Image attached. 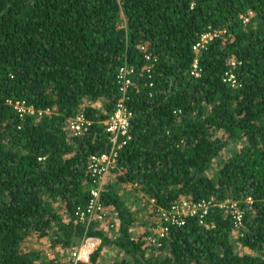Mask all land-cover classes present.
I'll return each instance as SVG.
<instances>
[{
  "label": "trees",
  "instance_id": "trees-1",
  "mask_svg": "<svg viewBox=\"0 0 264 264\" xmlns=\"http://www.w3.org/2000/svg\"><path fill=\"white\" fill-rule=\"evenodd\" d=\"M209 26L225 33L194 50ZM123 66L133 69L125 93ZM8 101L43 114L21 117ZM121 102L133 115L119 181L157 213L214 198L203 224L186 217L161 246L134 234L113 182L100 202L117 212L116 237L80 218L97 185L91 157L112 150L106 121ZM78 114L91 125L72 137ZM225 201L242 206L238 240L254 253L237 250ZM155 222L148 236L158 237ZM32 234L66 249L100 238L78 264H97L108 246L122 256L113 264H264V0H0V264H61L24 249Z\"/></svg>",
  "mask_w": 264,
  "mask_h": 264
},
{
  "label": "built area",
  "instance_id": "built-area-1",
  "mask_svg": "<svg viewBox=\"0 0 264 264\" xmlns=\"http://www.w3.org/2000/svg\"><path fill=\"white\" fill-rule=\"evenodd\" d=\"M253 15L252 11H249L248 15L244 16V21L247 23L250 17ZM225 33L224 30L214 29L209 26L208 30L205 31L201 36L200 40L193 46V49L199 51L201 48L206 47L212 40L220 37ZM230 64L233 66L236 64L235 60H231ZM194 69H197V60L194 64ZM132 73L133 69L128 66H123L120 68L119 72V83L120 89L123 93L126 92L127 88L132 84ZM230 80L232 85H236V81L233 75H231ZM15 110L18 111L21 117L26 115H42L43 111H37L31 106L26 105L22 101H8ZM132 112L124 105L123 102L119 103L115 112L106 121V130L110 135V139L113 142V148L110 152L103 153L101 155H93L91 157L89 171L97 185L92 189V202L89 205L86 212L80 214L81 221H88L90 223L92 220H98L102 223L106 218V210L100 202V182L101 179L106 176V174L113 169H118L117 167V149L121 148L126 139L130 138V119L132 117ZM91 125L83 114H78L72 117L67 122V129L69 130L72 137H79L83 135ZM154 201V200H153ZM251 202V200H249ZM214 203V198L211 200L203 199L201 201H194L189 199H181L177 201L170 209H159L158 220H157V236L149 235L146 239L150 244H158V239L161 237H166L172 227L183 225L185 218L188 216H198L200 223H204L210 208ZM221 208H224L225 213H230L233 217L234 232L239 236H244V210L242 206L233 201H225L217 204ZM88 214H90L88 216ZM101 239L95 236L86 235L82 238L79 246L71 252L69 261L67 263L61 264H78L81 262L89 263L92 254L97 250L101 244Z\"/></svg>",
  "mask_w": 264,
  "mask_h": 264
},
{
  "label": "rangeland",
  "instance_id": "rangeland-1",
  "mask_svg": "<svg viewBox=\"0 0 264 264\" xmlns=\"http://www.w3.org/2000/svg\"><path fill=\"white\" fill-rule=\"evenodd\" d=\"M98 107L102 108L101 103H96ZM69 121V120H68ZM70 134V132H69ZM71 136V134H70ZM237 148L241 147V144H236ZM232 147H235L234 145ZM235 147V148H236ZM224 157L229 156V151L226 150L223 153ZM216 167H218V163H216ZM110 170L106 176L101 179L100 188L102 189L109 182H113L117 188L118 193L121 195L122 199L126 201V205L134 212L135 215V224H134V234L136 236L148 237V232L151 231L153 224H156V220H158V213L155 209V204L153 200H149L146 196H143L141 191H138L135 186L130 183H122L119 181L120 169ZM57 210L65 217L67 214L63 207V203L61 201H57L55 203ZM107 219L104 220L99 228L106 231L108 236L115 238L117 235L115 227L110 226V223L116 222L118 220V215L115 209L107 208ZM118 222V221H117ZM147 235H146V234ZM145 235V236H144ZM233 240L235 242L237 250L242 253H254L251 249L242 245L241 241L238 240V236L234 235ZM24 249L27 251L36 249L42 252V254L49 259H58L61 263H67L69 261L71 252L73 249H66L62 245L58 244L53 246L51 242V237H39L37 234H32L27 238L23 245ZM156 254H160L159 252L152 251ZM258 254V253H257ZM121 254L118 252L116 247L108 246L103 250L99 261L97 264H113L115 261L121 259Z\"/></svg>",
  "mask_w": 264,
  "mask_h": 264
},
{
  "label": "clouds",
  "instance_id": "clouds-1",
  "mask_svg": "<svg viewBox=\"0 0 264 264\" xmlns=\"http://www.w3.org/2000/svg\"><path fill=\"white\" fill-rule=\"evenodd\" d=\"M14 108V107H13ZM17 111V110H16ZM18 112V111H17ZM249 200H251V199H249ZM248 200V201H249ZM252 201V200H251ZM250 202V201H249ZM233 235H237L235 232L233 233ZM238 237H244V236H239V235H237Z\"/></svg>",
  "mask_w": 264,
  "mask_h": 264
}]
</instances>
